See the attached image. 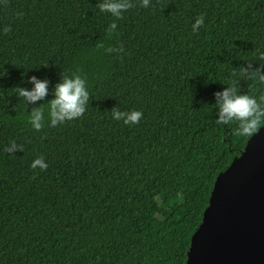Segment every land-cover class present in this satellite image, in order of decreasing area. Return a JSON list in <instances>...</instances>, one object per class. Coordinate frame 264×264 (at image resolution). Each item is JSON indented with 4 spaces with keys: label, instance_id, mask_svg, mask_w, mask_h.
<instances>
[{
    "label": "trees",
    "instance_id": "trees-1",
    "mask_svg": "<svg viewBox=\"0 0 264 264\" xmlns=\"http://www.w3.org/2000/svg\"><path fill=\"white\" fill-rule=\"evenodd\" d=\"M99 3L0 0V264H184L217 175L253 133L216 124L213 94L235 84L264 106V0H130L118 18ZM73 73L85 112L50 126L44 104L33 129L28 111ZM30 76L49 92L26 107L15 88Z\"/></svg>",
    "mask_w": 264,
    "mask_h": 264
},
{
    "label": "water",
    "instance_id": "water-1",
    "mask_svg": "<svg viewBox=\"0 0 264 264\" xmlns=\"http://www.w3.org/2000/svg\"><path fill=\"white\" fill-rule=\"evenodd\" d=\"M184 264H264V125L217 175Z\"/></svg>",
    "mask_w": 264,
    "mask_h": 264
},
{
    "label": "clouds",
    "instance_id": "clouds-1",
    "mask_svg": "<svg viewBox=\"0 0 264 264\" xmlns=\"http://www.w3.org/2000/svg\"><path fill=\"white\" fill-rule=\"evenodd\" d=\"M141 3L146 7L149 0H141ZM130 6V0H101L98 5L101 12H108L117 18ZM203 22V16L197 17L192 24V30L198 31ZM111 27L115 28V24H112ZM108 51H114V49H108ZM28 79L31 82L30 88H15L16 96L22 99L26 107L36 105L37 101H43L49 92L47 80H40L35 76H30ZM258 82L264 83V73L259 74ZM213 95L216 101L214 105L216 109L214 122L216 124L226 125L234 121L237 133L244 136L254 132L259 123L264 121V106L258 102L255 96L238 93L235 84L223 87ZM52 96V99L41 103L39 106H34L30 112L28 111V120L33 129L40 130L43 127L44 104H47L50 126H56L58 123L62 124L65 121L80 117L85 112L89 102L85 78L75 73L62 76L55 85ZM141 117L142 112L139 110H112V118L122 120L124 124H136ZM18 148L19 146L15 142H10L5 151L12 153ZM31 166L33 168L39 166L43 170L48 165L43 156H39L32 161Z\"/></svg>",
    "mask_w": 264,
    "mask_h": 264
}]
</instances>
